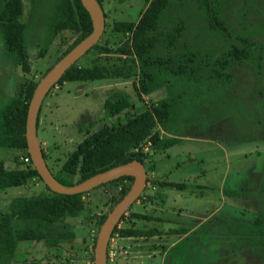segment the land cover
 <instances>
[{
	"label": "rangeland",
	"instance_id": "obj_1",
	"mask_svg": "<svg viewBox=\"0 0 264 264\" xmlns=\"http://www.w3.org/2000/svg\"><path fill=\"white\" fill-rule=\"evenodd\" d=\"M58 1L22 0L20 21L26 27L29 61L26 70L11 62L0 37V107L22 88L28 99L45 72L80 38V34L72 30H62L48 51L41 53ZM153 1L103 0L105 30L98 42L77 60L73 69L87 70L93 77H101L88 81H64L55 85L45 97L39 116L38 137L47 154L48 166L60 178L73 183L80 180L79 170L70 175L63 171V165L86 135L106 123L125 122L126 112L130 109L136 115L152 112L163 100L173 98L176 90L182 91L183 80L159 68L153 62L155 57L173 52L185 61L183 55L191 50L218 56L243 36H253L264 43V0H170L162 13L163 39L149 55L140 58L130 52L131 34L116 31L114 25L119 21L137 22ZM214 16L224 20L232 37L213 23ZM230 70L234 73L237 97L245 106L247 115L233 112L220 120H209L204 113L208 108H214L217 100L208 93L210 86L202 84V92L198 95L203 97L193 101L196 107L179 111L178 106L168 121H157L142 146L148 153L144 164L150 182L146 184L140 202L135 201L119 221V230L132 223L134 214L145 212L153 196L164 199L165 203L149 209L148 214L161 216L166 221H155V224L138 221L139 229L144 230L145 225L151 229H164L177 224L190 229L192 224L187 223L202 218L219 203L228 206L217 217H235L243 221L255 218L259 201L253 195L259 189L264 172L257 178L254 191H246L250 194L248 196L237 198L224 191L220 194V190L231 186L230 179L243 169H264V129L260 125L264 97L255 91L263 90L264 73L257 77L248 62L237 64ZM119 90L129 93L133 104L119 116L108 119L105 101ZM187 104L191 105V101ZM184 105L185 98L181 107ZM176 136L179 140L164 149L163 143ZM151 138L155 139L154 145L149 143ZM26 156L24 150L0 147V160L8 169H30L31 164L24 161ZM157 180L186 183L187 187L178 190L157 185L153 189ZM133 181L120 180L87 191L82 197L83 210L77 215L64 216L52 225L58 231L73 234L72 237L19 240L11 259L1 255L0 264H95L101 217L112 210L123 190ZM42 191H46V184L37 176L22 186L0 190V217L15 199ZM235 198L240 199V203ZM215 218L187 234L190 239L188 253L179 263H175V257L168 263L164 248H161L180 240L176 233L172 235L167 231L162 240L147 235L141 240L142 246L134 247L136 249L128 248V242L120 243L122 236L117 232L110 240V248L115 252L110 264H127L130 260H135V264H264L248 247L229 239L221 225L209 228ZM16 225L24 228L30 223L17 221Z\"/></svg>",
	"mask_w": 264,
	"mask_h": 264
},
{
	"label": "trees",
	"instance_id": "obj_2",
	"mask_svg": "<svg viewBox=\"0 0 264 264\" xmlns=\"http://www.w3.org/2000/svg\"><path fill=\"white\" fill-rule=\"evenodd\" d=\"M98 1L103 7V0ZM169 1L154 0L137 22L119 21L115 23L114 29L116 31L129 32L131 34L132 51L130 50V52L132 54L143 58L149 55L155 49L157 43L163 39L164 35L161 29L162 13ZM22 13V0H0V37L5 52L15 66H21L26 70L29 61L25 43L26 27L20 21ZM49 23L48 34L41 47L42 54L48 51L55 36L62 30H72L80 34V38L61 57L93 31L91 16L81 0H59ZM213 23L224 34L230 37L233 36L221 17L214 16ZM183 56H185V61L181 57H176L173 52H169L166 55L155 57L153 60L159 68H164V70L176 74L183 80L182 91L179 90L180 92H178L176 90L177 93H174L173 98H166L152 112L140 115H136L130 109L133 101L129 93L124 90L113 93L106 99L104 104L106 117L112 119L130 109V111L126 112L127 120L125 122L106 123L99 130L86 135L66 160L63 165V171L74 175L79 170L81 178L78 182H80L96 173L135 159L145 163L148 153L143 150L142 146L147 141L157 121H168L178 109V106L179 111H183V109L189 111L188 107H196L193 101L197 97L200 100L203 97L198 95L202 92V84L210 86L207 91L209 94L212 93L217 100L214 104L215 107L208 108L206 113H204V116H207L209 120H220L233 112L247 115L244 113L246 111L245 106L241 105L237 97L238 92L234 86V73L230 69L237 64L248 62L252 65L254 74L257 77H261L264 73V43L253 36H243L240 37L239 42L231 44L221 55L211 56L199 50H191ZM74 68L75 64L65 72L57 84H62L64 81H88L101 77L99 75L93 77L87 70H73ZM255 91L264 97V88L263 90L256 89ZM32 95L33 93L27 99L24 88H22L15 95L5 100L0 107V147L24 150L29 157L26 120ZM184 98L185 105L181 107ZM187 101H191V105H188ZM260 125L264 129V115L260 119ZM178 140L179 137L177 136L169 138L163 143V146L167 148ZM149 143L154 145L155 139L151 138ZM43 152L45 158H47L44 149ZM32 164L31 161L30 169H8L5 166V162L0 160V190L22 186L28 179L35 176L42 180ZM54 175L65 185L75 184L60 178L56 174ZM125 179L134 180V177L123 176L109 183ZM147 182H149V179H147ZM155 182L160 186L176 188L184 186L182 183L162 180ZM130 187L131 185L123 190L117 202L123 198ZM235 192L242 196L250 195L243 191ZM85 193L73 195L57 193L46 185V191L29 197L15 199L11 203L9 210L1 213L0 256L6 255L7 258L11 259L19 240H50L56 237L61 239L72 237L73 234L58 231L52 225L64 216L77 215L83 210L84 201L82 197ZM253 196L259 201V206L257 215L252 221H243L235 217H216L209 225V228L221 225L229 239H233L237 245L248 247L264 261V173L259 189ZM133 216L132 218L136 219H148V216L144 214L136 213ZM106 217L107 214L101 217V224H103ZM17 221H28L30 225L21 228L16 225ZM118 226L115 227L112 236L117 232L122 237L139 236L146 233V231L132 227H123L122 230H119ZM186 232H188L186 229H182V233ZM189 244L190 239L186 237L169 248L163 246L167 250V262L169 263L172 257L176 258L175 263L182 261L188 253ZM183 245L185 246L182 247Z\"/></svg>",
	"mask_w": 264,
	"mask_h": 264
},
{
	"label": "water",
	"instance_id": "obj_3",
	"mask_svg": "<svg viewBox=\"0 0 264 264\" xmlns=\"http://www.w3.org/2000/svg\"><path fill=\"white\" fill-rule=\"evenodd\" d=\"M81 1L91 16L93 31L61 57L37 83L28 106L26 138L33 166L44 183L54 192L68 195L79 194L123 176L134 177L129 191L107 214L98 232L95 244V264H107L108 245L115 227L127 210L139 199L146 187L148 172L145 164L135 159L96 173L73 185H65L57 179L48 166L38 137V116L45 97L65 72L98 42L106 27L105 12L99 1Z\"/></svg>",
	"mask_w": 264,
	"mask_h": 264
},
{
	"label": "crops",
	"instance_id": "obj_4",
	"mask_svg": "<svg viewBox=\"0 0 264 264\" xmlns=\"http://www.w3.org/2000/svg\"><path fill=\"white\" fill-rule=\"evenodd\" d=\"M169 147H167V148H169ZM167 148H164V149H167ZM263 172H264L263 167L261 169H259V170L243 169L242 171H240V174L234 175L230 179V182H231L232 185L228 186V187L224 186L220 190V194L224 191L226 193V195L236 196L238 198V197H240L242 195L237 194L235 191H244V192L252 191L253 192L254 188H255V185H256V180H257V178L259 176L262 175ZM228 179H229V177L227 176V180ZM162 181H164V180H162ZM149 182H147V183H149ZM168 182H170V181H168ZM175 183H179V182H175ZM182 184H184V186H182V188H176V187H173V188H176L178 190H183V189H185L187 187V184L186 183H182ZM157 185H159V184L157 182H155V184H154V186L152 188L155 189L157 187ZM162 187H164V186H162ZM152 196H153V194H152ZM237 198H235V200H238L239 203H240V199H237ZM139 200H137V203L140 202ZM164 203H165L164 199L158 200L155 196H153V199H152L151 203H149L147 205V207L144 209L145 212H142V211L138 212L139 214H144V215L148 216V219L132 218L131 219L132 223H130L129 225H124V227H132V228H135V229H139L138 221H146V222H148L150 224H155L156 222H159V223L165 222L166 219L161 217V216H155L153 214L152 215L148 214L149 213L148 212L149 209L150 210L151 209L152 210L156 209V208H158L159 205H162ZM227 206H228V204L226 205V203L217 204L209 213L204 215L202 218L196 220L195 222L187 223V224H192V227L190 229H188L187 227H182V226L179 227L178 224L175 225V226H170V227L167 226V228H164V229L161 228V227H159V228L157 227L158 229H151V226L145 225L144 226V230H143V231L147 230L145 234H142V235H139V236L121 237L119 239V242L120 243L128 242L130 244V245H128V248L130 247L132 249H136L134 247L142 246L141 243H143V241H141V240L144 239L145 237H147V235H151L152 238H159L160 240H162L164 237L167 236L165 234V232H167V231H168L169 234H172V235H174L173 233H176V236L180 237L179 241H181V238L182 237L186 238L187 234L191 233L193 229L199 227L200 225H202L207 220H212L214 217H217V216H219V214H222V212L225 210L224 207L227 208ZM231 208H232L231 204H229V209H231ZM182 229H186V231H188V232L182 233ZM140 230H142V229H140ZM179 241L172 242L170 245H168L167 248L171 247L172 245H174L175 243H177ZM161 248H163V247H161ZM137 251L140 252L141 251L140 248H138ZM164 251H165V253L167 252V250H165V249H164ZM131 252H133V251H131ZM127 264H135V260H130V261H128Z\"/></svg>",
	"mask_w": 264,
	"mask_h": 264
},
{
	"label": "built area",
	"instance_id": "obj_5",
	"mask_svg": "<svg viewBox=\"0 0 264 264\" xmlns=\"http://www.w3.org/2000/svg\"><path fill=\"white\" fill-rule=\"evenodd\" d=\"M24 161L26 162V163H30L31 164V159H30V157L29 156H26L25 158H24ZM33 165V164H32ZM111 240V239H110ZM110 242H109V245H108V251H107V264H110V261H112L113 259H114V256H115V252L114 251H112V249L110 248Z\"/></svg>",
	"mask_w": 264,
	"mask_h": 264
},
{
	"label": "bare ground",
	"instance_id": "obj_6",
	"mask_svg": "<svg viewBox=\"0 0 264 264\" xmlns=\"http://www.w3.org/2000/svg\"><path fill=\"white\" fill-rule=\"evenodd\" d=\"M108 251V250H107Z\"/></svg>",
	"mask_w": 264,
	"mask_h": 264
}]
</instances>
